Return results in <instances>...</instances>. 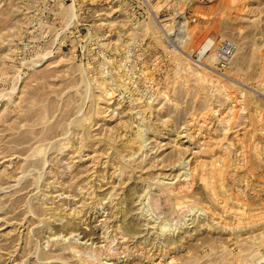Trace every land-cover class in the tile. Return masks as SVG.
Wrapping results in <instances>:
<instances>
[{
  "label": "rangeland",
  "instance_id": "1",
  "mask_svg": "<svg viewBox=\"0 0 264 264\" xmlns=\"http://www.w3.org/2000/svg\"><path fill=\"white\" fill-rule=\"evenodd\" d=\"M0 264H264V0H0Z\"/></svg>",
  "mask_w": 264,
  "mask_h": 264
},
{
  "label": "built area",
  "instance_id": "2",
  "mask_svg": "<svg viewBox=\"0 0 264 264\" xmlns=\"http://www.w3.org/2000/svg\"><path fill=\"white\" fill-rule=\"evenodd\" d=\"M232 45L230 43H225L220 45L219 48H217L216 55L218 59L223 62L226 61L227 58L230 57V54L232 52Z\"/></svg>",
  "mask_w": 264,
  "mask_h": 264
},
{
  "label": "bare ground",
  "instance_id": "3",
  "mask_svg": "<svg viewBox=\"0 0 264 264\" xmlns=\"http://www.w3.org/2000/svg\"><path fill=\"white\" fill-rule=\"evenodd\" d=\"M108 99V98H107ZM108 111V109H106L104 112Z\"/></svg>",
  "mask_w": 264,
  "mask_h": 264
}]
</instances>
